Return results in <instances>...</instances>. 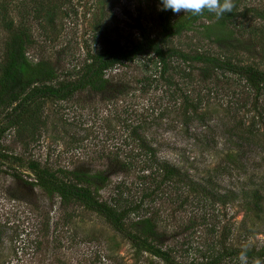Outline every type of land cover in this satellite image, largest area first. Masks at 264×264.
Masks as SVG:
<instances>
[{
  "label": "rangeland",
  "instance_id": "374dc122",
  "mask_svg": "<svg viewBox=\"0 0 264 264\" xmlns=\"http://www.w3.org/2000/svg\"><path fill=\"white\" fill-rule=\"evenodd\" d=\"M4 1L7 17L30 36L29 60L46 61L70 75L87 53L125 49L141 31L155 35L162 9L161 0H43L52 10L48 22L44 11L35 15L34 0ZM240 3L246 19L254 20V13L264 9V0ZM4 36L0 28V57ZM189 37L173 45L189 50L194 43ZM245 48V65L264 72V47L258 51L249 42ZM205 49L220 48L209 44ZM142 66L155 71L148 58L112 69L102 93L85 90L63 102L32 105L21 131L9 128L0 135V264H162L94 212L64 206L30 185L31 174L19 166L29 162L50 171L103 173L101 200L122 192L128 203L149 206L161 243L183 263L199 261L197 250L264 247V211L257 214L241 196H229L256 190L264 197V82L252 87L225 73L201 81L194 72L189 81L173 77L170 84L159 81L140 89ZM147 147L156 161L196 183L209 179L210 192L229 197L223 204H200L181 183L154 181L142 163ZM148 192L151 196L141 200ZM224 264H239V259Z\"/></svg>",
  "mask_w": 264,
  "mask_h": 264
},
{
  "label": "trees",
  "instance_id": "16d2710c",
  "mask_svg": "<svg viewBox=\"0 0 264 264\" xmlns=\"http://www.w3.org/2000/svg\"><path fill=\"white\" fill-rule=\"evenodd\" d=\"M42 1L34 0L38 6L35 15L44 11L47 21L50 22L53 17L52 10ZM234 4L232 12L223 14L219 19L207 11L203 15L192 16L187 13L174 14L171 10H159L155 19L158 28L155 35H145L144 31H141L140 39L125 49L87 53L84 63L70 75L66 72L58 73L46 61L38 60L32 63L29 60L27 51L32 43L30 36L21 24H14L7 17V3L1 0L0 28L5 36L0 57V135L9 128L21 131L23 117L32 105L46 101L63 102L85 90L102 93L108 86V71L144 58L150 59L155 71L150 74L149 70L142 66L141 74L144 76L137 81L140 89L153 85L156 87L159 81L170 84L169 80L173 77L189 81L194 72L201 81L210 79L215 73H225L243 78L250 86L256 87L264 82V72L251 63L245 65L249 61L246 59L245 46L253 42L258 46V51L264 47V9L254 13V20L246 19L239 9H243L244 4L240 3V0H234ZM187 35L191 36L189 39L194 40L189 50L184 51L173 45V42ZM209 44H217L220 49L213 53L207 49L202 51L203 47ZM146 154L142 163L147 165L145 168L150 175H155L154 181L159 177L161 182L167 184L181 183L187 196L196 197L200 204L210 200L223 204L222 201L226 197L238 200L241 196L251 205V211L257 214L264 211V197L256 190L232 193L229 196L216 195L206 187L209 179L203 185L196 183L179 169L156 161L153 148L147 147ZM19 166H26L31 174L30 185L47 195L56 196L64 206L77 204L94 212L134 248L162 264H224L225 261L231 263L243 251L221 247L218 252L208 251L205 254L197 250L199 261L190 259L189 263H183L178 261L173 248L161 243L156 216L149 206L140 204L142 201L128 203L122 192H118L109 200H101L98 192L106 183L103 173L61 169L50 171L34 162ZM150 196L151 193L148 192L141 200ZM182 203L185 202L180 201L178 204ZM247 255L249 264H252L254 258L262 260L264 247L257 252L248 251Z\"/></svg>",
  "mask_w": 264,
  "mask_h": 264
},
{
  "label": "clouds",
  "instance_id": "9594fccd",
  "mask_svg": "<svg viewBox=\"0 0 264 264\" xmlns=\"http://www.w3.org/2000/svg\"><path fill=\"white\" fill-rule=\"evenodd\" d=\"M161 10H171L174 14L187 13L200 16L207 11L217 19L225 13H231L235 7L234 0H161ZM248 247L239 254V264H249ZM252 264H262L260 258H254Z\"/></svg>",
  "mask_w": 264,
  "mask_h": 264
}]
</instances>
